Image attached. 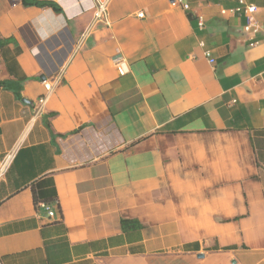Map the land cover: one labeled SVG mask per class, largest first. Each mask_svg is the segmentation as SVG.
Here are the masks:
<instances>
[{
  "label": "crops",
  "instance_id": "0c3cea01",
  "mask_svg": "<svg viewBox=\"0 0 264 264\" xmlns=\"http://www.w3.org/2000/svg\"><path fill=\"white\" fill-rule=\"evenodd\" d=\"M39 1L0 0V264H264V0L251 47L236 0H109L76 50L93 0Z\"/></svg>",
  "mask_w": 264,
  "mask_h": 264
},
{
  "label": "built area",
  "instance_id": "2783aa9c",
  "mask_svg": "<svg viewBox=\"0 0 264 264\" xmlns=\"http://www.w3.org/2000/svg\"><path fill=\"white\" fill-rule=\"evenodd\" d=\"M109 0H93V13L90 21L87 23V27L85 30L80 34V36L77 38L75 44H74V50H76L78 47L81 46L83 43V40L88 35V33L98 24H108V4ZM237 5L234 8L231 9H225L222 8L220 10L221 14L230 13L233 15H243L246 19L245 24L242 26V32L248 36L249 40V46H254L258 43V40L255 38L254 34L259 29V21L255 18V12L257 11L256 5L253 3H247L245 0H236ZM171 5H180L182 9L185 11L190 9V4L188 1L182 2L179 0H171ZM138 17H142L143 13L140 11L137 13ZM198 21L200 25H203V21H201V18L198 17ZM208 57L209 63H214V59L212 57H209L207 53H205ZM112 57V63L116 68L117 73L122 76L125 74V72L128 71L127 69V61L126 58L120 54L119 52L115 53ZM43 86L45 90L50 89V81L48 79L42 80ZM45 98H39L37 105L35 106L36 113L40 112L41 104L44 102ZM11 158V152H8L6 155H4L0 159V178L2 177L3 173L5 172L6 168L8 167V164L10 162ZM42 210L45 211V216L48 218V220H51L54 217V209L45 202H41L38 204Z\"/></svg>",
  "mask_w": 264,
  "mask_h": 264
},
{
  "label": "trees",
  "instance_id": "16d2710c",
  "mask_svg": "<svg viewBox=\"0 0 264 264\" xmlns=\"http://www.w3.org/2000/svg\"><path fill=\"white\" fill-rule=\"evenodd\" d=\"M22 4L23 5H39V6H49L55 10H59V8L55 5V4H52V3H49V2H46V1H39V0H21ZM189 16L190 13H188ZM10 41V38L9 37H6V38H1L0 37V52L1 50L3 49V47H5L6 44H8V42ZM21 88H22V85H21V82H18V81H14V80H11V79H6V80H0V89H3V90H10L12 93L15 94V97L18 99V100H21L22 97H21ZM54 199H43L42 201H36V197H35V207H37V205L41 202H45V203H50V202H53ZM126 224V222H125Z\"/></svg>",
  "mask_w": 264,
  "mask_h": 264
},
{
  "label": "water",
  "instance_id": "95a60500",
  "mask_svg": "<svg viewBox=\"0 0 264 264\" xmlns=\"http://www.w3.org/2000/svg\"><path fill=\"white\" fill-rule=\"evenodd\" d=\"M21 101H22V102H28V101H27L26 99H24V98H23V99H21Z\"/></svg>",
  "mask_w": 264,
  "mask_h": 264
}]
</instances>
